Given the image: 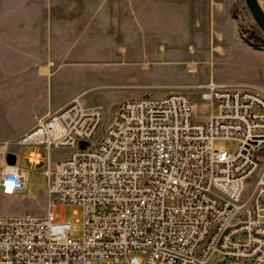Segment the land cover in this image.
Returning a JSON list of instances; mask_svg holds the SVG:
<instances>
[{
  "label": "built area",
  "instance_id": "built-area-1",
  "mask_svg": "<svg viewBox=\"0 0 264 264\" xmlns=\"http://www.w3.org/2000/svg\"><path fill=\"white\" fill-rule=\"evenodd\" d=\"M197 86L204 119L188 92L170 89L124 98L103 126L100 106L74 98L21 133L20 145L46 151L47 209L0 215V264H264V94L213 80ZM219 138L233 144L216 149ZM2 146L1 193L23 195L29 169L17 156L8 163ZM62 147L63 157L52 156ZM69 204L82 208L79 237L50 211Z\"/></svg>",
  "mask_w": 264,
  "mask_h": 264
},
{
  "label": "crops",
  "instance_id": "crops-1",
  "mask_svg": "<svg viewBox=\"0 0 264 264\" xmlns=\"http://www.w3.org/2000/svg\"><path fill=\"white\" fill-rule=\"evenodd\" d=\"M45 5L41 16L9 19L14 31L0 39V144L16 154L19 165L23 158L31 164L41 162L38 149L43 147L20 145L15 141L18 136L39 117L74 98L100 106L103 101L88 95L108 90L114 97L108 104L116 108L124 98L159 97L177 87L170 80L176 61L172 57L182 56L185 61L187 48L171 42L169 34L199 25L191 11L202 8V4H184L179 12L189 20L179 21L175 15H159L155 11L159 4H102L99 0L97 4ZM162 5L170 11V4ZM207 11L211 19L210 4ZM23 114L28 115L25 120ZM24 148L29 152L23 153ZM29 153L39 155L35 163ZM0 195L16 196L1 190Z\"/></svg>",
  "mask_w": 264,
  "mask_h": 264
},
{
  "label": "rangeland",
  "instance_id": "rangeland-1",
  "mask_svg": "<svg viewBox=\"0 0 264 264\" xmlns=\"http://www.w3.org/2000/svg\"><path fill=\"white\" fill-rule=\"evenodd\" d=\"M98 2L99 0H0V39L3 33L14 31L12 25H8L9 19L41 16L45 10V4H97ZM101 2L102 4H159V7L155 8V11L159 10V15L164 13L175 15L179 21L189 20V17L184 16L183 12H179V8H182L184 4H202L200 11H191L194 19L199 20V25L196 27L188 25L189 28L186 27L185 33L171 32L169 34L171 42L179 47L186 45L187 48L185 61L182 60V56L172 57V61H176L171 65L170 80L177 84V87L172 89H183L189 93L194 106V117L200 119L198 115H206L208 112L204 100L200 97V89L197 86L199 83L203 84L210 80L236 85L247 83L246 85L250 84L264 94V44L255 47L246 40L247 37L252 40L251 36L254 33L263 38L264 34L255 24L244 0H101ZM259 2L264 8V0H259ZM162 4H170V11ZM208 4L211 5V19L208 18ZM178 26L184 27V25ZM88 96L104 102L100 105L103 111L101 124L103 126L115 109L108 104L114 97L108 90L103 89L91 91ZM212 107L215 112V101L212 103ZM27 117V114H23L22 120ZM231 144H233L232 140L224 138L213 141V147L216 149L229 148ZM38 151L42 154L41 162L31 164L25 158L20 162V166L29 169L26 192L23 195L19 194L9 198L0 195V215H23L26 213L41 215L45 213L47 209L46 175L44 174L46 151L44 148H40ZM67 151V148L62 147L57 152L53 150L52 156L63 157ZM26 152L29 151L24 148L23 153ZM258 171L257 168L248 179L245 187L246 194L250 192ZM50 211L55 221L70 223V236L79 237L81 235V206L76 204L59 205L51 208ZM87 264L116 263L90 259ZM211 264L254 263L226 258L213 261Z\"/></svg>",
  "mask_w": 264,
  "mask_h": 264
},
{
  "label": "water",
  "instance_id": "water-1",
  "mask_svg": "<svg viewBox=\"0 0 264 264\" xmlns=\"http://www.w3.org/2000/svg\"><path fill=\"white\" fill-rule=\"evenodd\" d=\"M251 17L253 18L255 24L264 34V8L262 7L259 0H244ZM6 160L8 163L16 162V154L12 151L6 153Z\"/></svg>",
  "mask_w": 264,
  "mask_h": 264
},
{
  "label": "trees",
  "instance_id": "trees-1",
  "mask_svg": "<svg viewBox=\"0 0 264 264\" xmlns=\"http://www.w3.org/2000/svg\"><path fill=\"white\" fill-rule=\"evenodd\" d=\"M251 37H252V40H250L248 37L246 39L249 42V44H252L255 47H258V46L264 44V38L263 37H260V36L256 35L255 33Z\"/></svg>",
  "mask_w": 264,
  "mask_h": 264
}]
</instances>
